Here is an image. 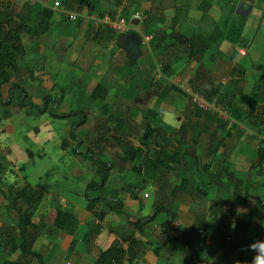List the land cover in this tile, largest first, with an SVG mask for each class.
<instances>
[{"label": "crops", "instance_id": "0c3cea01", "mask_svg": "<svg viewBox=\"0 0 264 264\" xmlns=\"http://www.w3.org/2000/svg\"><path fill=\"white\" fill-rule=\"evenodd\" d=\"M119 1L0 0V9L8 8L16 14L23 13L27 5L34 4L53 11L50 28L44 35L36 41L29 39L25 34L22 35L25 56L19 60L15 70L16 75L11 78L10 83L24 88L31 101L39 106L41 99L43 101L46 95L52 96L59 85L53 82L52 76L61 75L62 68L68 67L69 70L72 69V76L66 80L85 85L84 92L79 89V93H83L81 98L87 107H89L87 105L89 92L95 85L101 84L108 90L104 101L106 104L121 103L124 106H130L132 103L139 104L143 107L140 111L143 117L159 122L160 127L166 131L176 130L184 123L187 127L190 124L186 131L191 129L199 135L205 132L211 135L208 147L212 137L221 139L228 132L229 137L225 140V146L220 148L214 159L217 162L225 161L235 179L239 181L253 179L246 203L237 206V209L245 211L238 212L236 209L239 218L246 216L255 204L264 202V161L256 167L258 142L264 138V52L262 47H259L260 35L264 37V0H128L125 16L133 30L127 35H118L101 24L103 16L111 13L114 5ZM56 2H59L58 7L54 6ZM133 13H140L142 19L132 18ZM67 14L77 15V20L70 21ZM260 18L258 31L249 40L248 27L250 23ZM70 24H73V27L68 26ZM217 28L222 37L212 48L191 58L187 57V47L177 43L172 37H166L158 47L155 45L160 34L175 33L185 38L195 34L208 37ZM130 35L137 36L139 39L138 53L135 57L124 49V40ZM145 37L150 38V41L147 42ZM241 49L245 50V55L239 54ZM131 59L134 60L133 63H130ZM159 66L162 69L169 67L166 75L162 74ZM158 68L159 74L156 71ZM64 71L67 72V69ZM152 81L159 82L162 87L190 86L201 95L221 85L220 91L228 95L232 107L245 114L248 111L253 89L258 87L257 93L261 95L262 100L257 105L254 116H257V122H263V125L252 127L245 117L243 121L232 119V124L221 130L218 128L217 120L214 121L215 115L210 114L211 112L195 111L184 93L170 91L163 98L154 96L147 89ZM28 86H31L32 91L28 89ZM143 91L149 94V97L143 95L141 93ZM8 96L9 85H2L1 99L7 100ZM63 101V96L59 101L56 99L53 107L55 115L59 114L54 108ZM85 106L74 102L69 105L68 110L70 112L78 108L86 114ZM0 108V141L6 140L5 147L13 151L25 150L21 145L23 139L21 126L25 121V123L31 121L33 115L28 116V109H20L15 105L0 104ZM45 114L40 116H46ZM86 115L88 119V114ZM228 115L231 116L229 113ZM210 119L214 127L212 130L209 125L204 124V121ZM86 123L79 127L76 133L80 132ZM13 124H16V127ZM195 128H199L200 131ZM59 130L60 146L65 149L69 147L71 151L74 143L68 139L70 123L64 122ZM28 140L30 142L31 139L28 138ZM79 140L80 149H85L88 147V141L92 139L85 141V147H82L84 142ZM200 142L201 140L197 148ZM47 144L50 145L51 142ZM132 144L138 145V143ZM113 150L116 151L114 155L120 153L118 148L106 147L103 150V152L106 151L102 152L104 162H114L109 156V151ZM83 161L89 163L86 160ZM7 162H9L8 159ZM86 166L82 168L80 165L81 168L78 169L81 171L82 179H88L84 185H81V196H73L76 197L75 202L68 203L69 208L57 203L53 215L54 220L57 210L74 214L78 223L77 230L73 235L58 231L47 239L39 237L34 244V250L39 252L49 264H94L101 251L107 249L112 243L118 242L125 250L132 245V255L127 256L123 264H184L191 252L190 248L180 245L173 254L169 247L162 245L160 227L167 220L165 213H160L151 222L143 221L135 227L134 223L137 219L153 215L157 200L150 204L147 202L150 195L143 196L136 187L138 184H125L122 174L131 172L132 165L126 163L122 166V170L118 167L114 168L107 180L109 188L118 191L123 210L130 216L117 215L104 203H98L95 210L104 213L103 220H98L87 210V201L83 196L84 190L90 181H96L98 177L95 166L88 168ZM211 168L213 169V166ZM253 172L255 175L252 174ZM176 176L177 179L172 188L177 187L185 176L182 166L176 168ZM132 182L135 180L133 179ZM227 187L217 185L211 190V194L224 210L231 203L232 189ZM151 189L154 198L158 196V187L153 186ZM169 189L163 192L162 196L167 195L166 197L170 199L172 197ZM133 192H137L136 198L132 196ZM67 194V191H63L62 196L66 198ZM219 195H223L224 198L220 199ZM176 196L175 204H169L171 210L177 215L176 220L168 227L170 233H182L190 228L198 215L202 216V222L205 224L210 220L211 203L207 198L197 197L190 190H178ZM42 205L39 206L38 211L43 209L40 208ZM261 223H264V213L254 216L251 225L241 233V237L250 242L264 240V227L259 226ZM133 241L137 243L134 246ZM156 247L159 248L157 257L153 254V249ZM235 259V255L220 250L206 264H231Z\"/></svg>", "mask_w": 264, "mask_h": 264}, {"label": "trees", "instance_id": "16d2710c", "mask_svg": "<svg viewBox=\"0 0 264 264\" xmlns=\"http://www.w3.org/2000/svg\"><path fill=\"white\" fill-rule=\"evenodd\" d=\"M52 17L53 11L51 9L41 7L38 4L27 5L23 13L18 14L8 8L0 9V89L2 85H9L8 99L2 100L0 97L2 106L15 105L20 109H28L30 112L35 110L39 115H42L46 113L51 101L55 104L56 98L46 95L43 98L42 105L37 106L31 101L24 88L15 83H10L12 73L17 69L19 60L25 56L21 40L22 35L25 34L29 39L36 41L49 30ZM166 37H172L177 43L185 45L188 50L187 57L191 58L212 48L222 35L219 28L208 37L195 34L190 38H185L175 33L160 34L157 41H155L156 47L160 46V43ZM133 62L134 60L131 59L130 63ZM168 71L169 67H164L161 70L163 75H166ZM257 88L254 87L253 89L246 114L232 107L228 95L221 93V85L215 86L208 93H202V96L208 103L221 106L227 114L231 115V119L243 121L246 117V121L250 126H262L263 122H257V116H254L257 105L262 100L261 95L257 93ZM147 89L158 98H163L170 91L186 95L184 91L175 85L162 87L156 81H152ZM107 95L108 90L101 84H97L90 91L89 99L105 101ZM194 110L204 112L199 108H194ZM132 111L134 115H137L138 111ZM103 112L108 114V108H104ZM50 114L56 119L71 121L68 134V139L74 143L70 151L71 154L90 162L96 167L98 179L90 181L86 185L83 196L87 201V210L98 220H103L104 217V213L95 210L98 203H104L110 211L117 215L130 216L123 210V203L118 198V191L107 188V180L114 168L118 167L119 170H122L124 164L130 163L132 165L131 172L137 175L146 173L147 178L144 180H155L157 182L158 197H160L163 192L170 188L166 175L182 166L185 176L177 187L169 189L170 196L173 199L178 190H190L197 197L207 198L211 203L210 220L205 224L202 222V216L198 215L195 223L190 228L182 233H170L168 227L176 220L177 215L170 207L162 204L159 198L154 205L153 215L148 218L137 219L134 223L135 227L143 221L151 222L160 213H165L167 220L160 227L162 245L169 247L173 254L180 245L190 248L191 252L185 259L184 264H206L220 250L236 255V261H239L240 264L245 260L246 264H251L254 253L246 249L252 242L242 238L241 233L251 225L255 215L264 213V202L255 204L246 216L239 218L236 213L237 206L246 203L249 188L253 183L250 180L239 181L235 179L232 173L229 172L228 164L223 160L217 162V170L211 168L216 154L220 148L225 146V140L229 137L228 132L221 139L212 137L206 153L200 156L189 150L198 145L200 135L196 133L191 139L192 143H188L186 123L176 130L165 131L160 127L152 126L151 123L154 121L148 117H143V132L137 140L138 145L135 146L130 140V134L126 132L128 124L125 120L118 115L113 116L110 114L107 117V123L108 125L113 123V127H106V130L95 133L93 139L88 141V147L80 149L81 143L76 131L87 122V115L84 111L77 108L65 114L55 115L53 112H50ZM214 115L216 117V114ZM217 122L219 124L218 128L221 130L228 126L226 121L218 119ZM106 147L120 149V153L114 156L113 163L104 162L97 157L102 154ZM256 159V167L264 161L263 139L258 142ZM144 180L141 183H144ZM217 185H226L227 188L231 187L232 189L231 203L226 210L211 194V190L215 189ZM92 193H95V196ZM44 194L45 191L42 186L29 184H23L20 188L9 186L3 192V198L7 202L6 206L13 213L15 221L13 225L0 227V250L7 257L15 253L19 255L17 261H5L4 264H30L32 260L37 264H49L39 252L33 249L36 240L40 237V227L33 222V217ZM136 195L137 192H133L132 196L134 198L137 197ZM52 225L55 230L69 235H73L78 227L74 214L63 210L56 211ZM132 244L134 246L137 243L133 241ZM131 251L132 245L129 246L128 250H125L120 243L114 242L107 249L100 252L94 264H123L124 259L132 255ZM153 254L156 257L159 256L158 247L153 249ZM247 256L250 257L246 259Z\"/></svg>", "mask_w": 264, "mask_h": 264}, {"label": "rangeland", "instance_id": "374dc122", "mask_svg": "<svg viewBox=\"0 0 264 264\" xmlns=\"http://www.w3.org/2000/svg\"><path fill=\"white\" fill-rule=\"evenodd\" d=\"M260 20L261 18L254 20L252 24L250 23L251 26L249 25L248 34H247V37L249 40H251L253 38V35L257 33ZM68 26L73 27V24H70ZM259 47H262V51L264 52V37H261V35H260ZM137 67H139V65ZM159 67L162 70V67L161 66ZM62 69L63 70L61 71V75L59 76L57 75L58 77L52 76L53 82L56 83L57 85L59 84L57 88L55 89L54 94H52V97L56 98L57 101H59L62 98V96L64 97L63 103H61L56 108H54L55 112L58 114L68 113L69 105H72L74 102H76L77 104L81 106H85L81 98V95L83 93L82 94L79 93V89H81V91L84 92L85 85L77 84L78 82L73 83L72 81L68 79L66 80V78H70L72 76V69L69 70L68 67L62 68ZM64 69H67V72H65ZM156 71H157V74H159V68L158 70L156 69ZM64 73H65V76H64ZM130 73L133 74V71L130 70ZM15 75H16V71L12 73V78H14ZM70 82H72L71 85H70ZM28 89L32 91L31 86H28ZM141 93L149 97V94H147L145 91ZM61 94L63 95L61 96ZM151 98H153V96H151ZM146 103H148V101ZM41 105H42V99L39 102V106ZM87 105L89 107L85 106V111H86V114H88V119H87L88 122L80 130V132L76 133L78 138L84 142L82 147H85V141L93 139V137L95 136V133L100 132V130L101 131L106 130L105 129L106 127H110V128L113 127L114 125L113 123H111L110 125H108L107 123L108 122L107 117L110 114L113 116L118 115L121 119L125 120L126 124H128L126 132L130 134L129 137H130L131 142L138 143L137 140L143 132V123H142L143 115L140 112L141 110H143V107H141L139 104L137 105L136 103H132L130 106H126V105L124 106L121 103H113L109 105V104H106L104 101L91 100L90 98ZM102 105H104L103 108H102ZM49 106L50 107H48L46 114L44 113L46 116L41 117L35 110L31 112L28 110L29 114H27L28 112L26 113L28 116L33 115L32 120L34 121L32 122L31 120L28 123H25L26 122L25 121L24 125L21 126L22 133H23L21 134L22 136L20 135L21 138L23 137L21 141V145L25 148V150L23 149V150L13 151V149H8L7 147H5L7 143L6 140L0 141L1 143V150H0V223L2 226H8V225H13L15 221V218H13V213L6 206L7 202L3 198V192H5V190H7L9 186H13L15 188H20L23 186V184H29L32 186H42L44 188L45 194L40 203V205L41 204L43 205L40 208H43V209L42 210L40 209L39 211L37 209L33 217V222L40 227L39 235L40 237L44 239L50 238V236L53 233L58 232L57 230L54 229L52 225L54 210L56 209L57 203H60L61 206H65L69 208L68 203L71 204V202H75L74 199L76 197H73V196H77V195L79 197L81 196L82 194L81 185H84L85 182H87L88 180V179L83 180L81 177V171L78 170L81 167L84 168L87 163H85V161L81 160L80 158L73 156L70 152L69 147L65 149L64 147L60 146L61 136H60L59 129L61 128V125L64 124V122L67 121L68 123H70L71 121H69L68 119L54 118L50 114V112H53L54 103L51 101ZM104 108H108V114L103 112ZM50 109L52 110L50 111ZM132 110L138 111L137 115H134V112ZM1 111H4V110H1ZM156 112L158 113V109ZM210 114L214 115V113L212 112ZM216 120H218L217 116L216 117L214 116V121L216 122ZM204 124L209 125L211 127L210 129L212 130L213 125H212L211 119L204 121ZM151 125L155 127H160L159 122H152ZM13 126L16 127V124H13ZM189 126L190 124H188L187 128H189ZM195 129L197 131H200L199 128H195ZM27 132L28 134L26 135ZM195 134L196 132H193L191 129L187 131L188 143H192L191 139L195 136ZM26 136L29 139H31L30 142L28 138L27 139L25 138ZM48 137L50 139H48ZM210 137L211 135L207 132L203 133V135H201L200 133V137H199V140H201L200 146L198 148L197 146L195 148L192 147L189 150H191V152L194 151L200 156H203L206 153V150H207L206 148H208ZM49 141L51 142L50 145L47 144V142ZM115 152H116L115 150L109 151V156L112 159H114ZM22 154L24 156H21ZM97 157H99L101 160H104L102 154ZM7 159L9 162H7ZM82 164H84V166H82ZM87 165H88L86 166L87 168L94 166L90 162ZM212 166H213V169L217 170V167H218L217 161L213 160ZM228 168L230 171L231 169L229 166ZM143 174L144 175H137L134 172H129V173L122 174V177H123V180H125V184H129V185L138 184L136 187L138 191H141L143 193V196L147 194L150 195V198L147 199L148 203L152 204L154 200L156 201L157 199L160 198V202L162 201V204H165L168 207H169V204H172V205L175 204V200L177 199L176 198L177 196H175L173 199L172 198L169 199L168 197H166L167 196L166 195L164 197L167 200H165L164 197L161 195L160 197L156 196L155 197L156 199H155L151 188L153 186L158 187L157 182L155 180H153L152 182L144 180L147 178V175L146 173H143ZM252 174L255 175L254 172ZM176 177H177L176 169L174 172L166 175V179L167 181H169L170 187L175 185V181L177 179ZM133 179L135 180V182H132ZM143 180L145 182L141 183ZM251 183H253V179ZM107 188L110 189L108 185H107ZM63 191H67L68 197L64 198L62 196ZM94 194L92 193V195ZM219 196H221L220 199L224 198L223 195H219ZM259 226L264 227V223L259 224ZM249 257L250 256H247L246 259H248ZM18 259H19L18 254H15V255L13 254L7 257L0 250V264H4L5 261H17ZM236 260H237V256H236L235 261L231 264H234ZM30 264H37V263L34 260H32ZM242 264H246V260Z\"/></svg>", "mask_w": 264, "mask_h": 264}, {"label": "built area", "instance_id": "2783aa9c", "mask_svg": "<svg viewBox=\"0 0 264 264\" xmlns=\"http://www.w3.org/2000/svg\"><path fill=\"white\" fill-rule=\"evenodd\" d=\"M127 1L128 0H120L117 4L114 5L112 12L104 15L101 19V24L104 27L110 29L112 32L118 35H127L133 30L130 22L125 16ZM54 6L58 7L59 2L54 3ZM67 17L70 21L77 20V15L75 14H67ZM132 18L141 20L142 15L140 13H133ZM145 40L149 42L150 38L145 37ZM239 54L241 56L245 55V50L241 49ZM175 84L177 85L178 83ZM178 88L186 93L193 108H199L204 112H212L216 114L218 119L226 121L228 125L232 124V119L221 106L215 105L214 103H208L200 93L194 91V89H192L190 86L178 85Z\"/></svg>", "mask_w": 264, "mask_h": 264}, {"label": "clouds", "instance_id": "9594fccd", "mask_svg": "<svg viewBox=\"0 0 264 264\" xmlns=\"http://www.w3.org/2000/svg\"><path fill=\"white\" fill-rule=\"evenodd\" d=\"M238 212H244V209H237ZM247 251L254 253L251 264H264V240H255L247 246ZM235 264H240L236 261Z\"/></svg>", "mask_w": 264, "mask_h": 264}, {"label": "water", "instance_id": "95a60500", "mask_svg": "<svg viewBox=\"0 0 264 264\" xmlns=\"http://www.w3.org/2000/svg\"><path fill=\"white\" fill-rule=\"evenodd\" d=\"M139 39L137 36L130 35L124 40V49L126 52L131 53L132 57H135L138 53Z\"/></svg>", "mask_w": 264, "mask_h": 264}]
</instances>
